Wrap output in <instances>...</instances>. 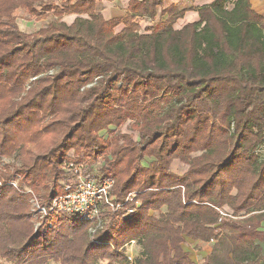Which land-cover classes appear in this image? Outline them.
<instances>
[{
  "label": "trees",
  "instance_id": "1",
  "mask_svg": "<svg viewBox=\"0 0 264 264\" xmlns=\"http://www.w3.org/2000/svg\"><path fill=\"white\" fill-rule=\"evenodd\" d=\"M99 1L0 0V264H121L132 240L135 264H264V12L213 0L176 29L185 9L165 0L111 19ZM22 10L55 18L28 32ZM66 163L111 177L115 202L133 194L102 212L118 229L38 220L31 198L61 194ZM188 240L211 243L202 262Z\"/></svg>",
  "mask_w": 264,
  "mask_h": 264
},
{
  "label": "built area",
  "instance_id": "2",
  "mask_svg": "<svg viewBox=\"0 0 264 264\" xmlns=\"http://www.w3.org/2000/svg\"><path fill=\"white\" fill-rule=\"evenodd\" d=\"M65 170L72 173L73 182L64 184L61 194L55 196L48 204H43L36 198H31L32 210L38 220L53 214H69L79 217L81 220L93 222L90 227V234L93 236L106 224V217L103 216L104 209L113 211L124 209L128 200L133 198V194L128 195L125 202H115L112 197V187L114 180L111 177H101L93 171L88 170L84 164L75 165L66 163ZM17 186V182H12ZM127 213L134 211L133 207H127ZM222 215H228V210H221ZM52 225V221L49 222ZM40 225L37 222L36 228Z\"/></svg>",
  "mask_w": 264,
  "mask_h": 264
},
{
  "label": "crops",
  "instance_id": "3",
  "mask_svg": "<svg viewBox=\"0 0 264 264\" xmlns=\"http://www.w3.org/2000/svg\"><path fill=\"white\" fill-rule=\"evenodd\" d=\"M213 0H165L166 5L169 3H173L178 6L179 9H185V12L182 16L174 22V27L176 29H180L185 26L187 23L194 22L199 20L200 15L198 12V7L209 4ZM254 9L260 13L264 12V0H251ZM98 8L103 13L106 19H111L114 17H124L129 11V0H100L98 2ZM77 14H66L63 16L62 20L68 24H71ZM55 16L50 14L46 19H49V22L54 20ZM160 19V12L158 13L155 21ZM150 18H143L140 20V24L143 29L150 27L155 22ZM48 22V23H49ZM47 23V24H48ZM46 25V24H45ZM124 24L118 25L116 28L117 31L122 30ZM191 241V240H190ZM134 242V240L130 241ZM129 242V243H130ZM129 243H126L127 246Z\"/></svg>",
  "mask_w": 264,
  "mask_h": 264
},
{
  "label": "rangeland",
  "instance_id": "4",
  "mask_svg": "<svg viewBox=\"0 0 264 264\" xmlns=\"http://www.w3.org/2000/svg\"><path fill=\"white\" fill-rule=\"evenodd\" d=\"M17 21L21 29L28 31V32H34L38 30L41 26L47 24L49 22V19H46V18L42 20L36 19L31 14L22 10L17 18ZM128 124H129V121L127 122V124L124 125L123 131L125 132L131 131L127 128ZM101 133L107 135L106 131H102ZM134 137L135 138L137 137L136 133H134ZM3 160L11 161L12 159L4 158ZM149 161L150 159L147 158L144 161V164H147ZM172 170L175 171L176 173L182 174L187 170V165L181 163L179 160H174L172 164ZM73 181H74V178L70 180V182H73ZM106 224L113 225L115 228L118 229L121 226V221L118 223L116 220L106 218ZM184 248L186 251L190 253L191 257L194 260H197L198 262H202L204 259V256L211 249V243L210 242H194V241L188 240L186 243H184ZM124 250H125L126 256L128 257V260L124 261L121 264H135V259L136 257L140 255V252H141V245L137 241L134 240V242H130L127 246H125ZM103 261H107V260L104 259ZM48 264H60V262L51 260L50 263Z\"/></svg>",
  "mask_w": 264,
  "mask_h": 264
}]
</instances>
